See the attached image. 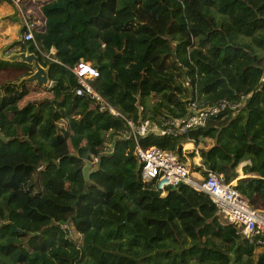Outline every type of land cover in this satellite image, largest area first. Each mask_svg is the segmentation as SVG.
Returning a JSON list of instances; mask_svg holds the SVG:
<instances>
[{"label":"trees","instance_id":"16d2710c","mask_svg":"<svg viewBox=\"0 0 264 264\" xmlns=\"http://www.w3.org/2000/svg\"><path fill=\"white\" fill-rule=\"evenodd\" d=\"M39 12L33 36L55 60L29 40L13 48L35 52L49 84L17 82L32 66L0 59L15 76L0 83V264H264V235L249 241L222 222L206 193L179 182L161 194L140 178L128 126L107 106L160 126L237 102L137 142L184 160L191 140L200 164L264 209V137L248 132L264 128V0H43ZM79 60L97 68L86 81L107 104L74 92ZM230 126L242 148L220 140Z\"/></svg>","mask_w":264,"mask_h":264},{"label":"built area","instance_id":"2783aa9c","mask_svg":"<svg viewBox=\"0 0 264 264\" xmlns=\"http://www.w3.org/2000/svg\"><path fill=\"white\" fill-rule=\"evenodd\" d=\"M10 1L19 14L21 41H31L43 58L55 60L51 55V50L46 52L41 49L33 36L35 28L41 26L42 19H31L23 8L21 0ZM71 70L80 84V87L74 90L76 94L83 92L94 97L101 104H107L105 99L94 91L86 81L88 78L97 76L96 67L88 61L79 60ZM236 105H238L237 102L222 99L211 105L192 107V110L184 118L164 119L160 122V126L152 122L139 126L113 106L107 104L109 110L120 115L128 126L120 133L121 136H130L133 140L132 150L139 162V175L142 180L152 183L161 194L166 191L167 187L174 186L179 182L203 191L213 201L215 214L221 217L224 222L235 225L243 237L252 241L255 239L254 237L264 235V209L249 204L234 187V179L225 180L222 174L215 173L200 164L197 150L191 140L184 141L181 147L183 155L193 153L190 156L192 157L191 163L180 160L175 154L154 145L141 147L137 142L138 135L146 131H158L171 135L185 133L190 128L202 126L209 116L216 115L225 106L233 108ZM142 127L145 129L143 130ZM91 160L95 161L96 158L92 157ZM194 165L197 168H194Z\"/></svg>","mask_w":264,"mask_h":264},{"label":"rangeland","instance_id":"374dc122","mask_svg":"<svg viewBox=\"0 0 264 264\" xmlns=\"http://www.w3.org/2000/svg\"><path fill=\"white\" fill-rule=\"evenodd\" d=\"M22 1V5H23V8L26 10V12H27V14L30 16V18L31 19H37L38 20V18L40 17V12H39V4L43 1V0H21ZM7 2V1H6ZM9 5H10V7H12V16L14 17V19H13V21H14V23H16V24H14L13 26H12V33H14L15 34V36H16V32H15V30H17L16 28H18V26H20V19H19V14H18V11H17V9H16V7L11 3H9ZM110 16V15H109ZM17 19L19 20V24L17 23ZM119 20H121V18L120 17H117V16H114V15H112L111 17H110V21H111V23H112V25H114L117 21H119ZM8 21H10V20H8ZM7 21V23H10V22H8ZM13 22H11V24H12ZM1 26V25H0ZM16 27V28H15ZM10 33V32H9ZM13 35V34H12ZM1 37H3V34H1L0 35ZM2 40H0V41H2L1 42V44L2 43H4V41H5V39L4 38H1ZM16 76H17V74H16ZM13 77H15L14 76V73H11V72H6V71H2V72H0V83L2 82V81H5V79H9V78H13ZM27 81H31V82H34L33 80H27ZM36 93H38V92H36ZM34 96V95H33ZM152 123H155V122H153V120L151 121ZM254 126L252 127V128H250V129H248V132L250 133V132H252V131H254L255 129L256 130H258V132H259V135L261 136V137H264V128L261 126V123H259L258 121H254ZM156 124V123H155ZM244 139H246V136H243V140ZM220 140L221 141H223V142H225V144H226V146H227V148L228 149H231L234 145H236V146H239V147H241L242 148V146H241V142L243 141H239V136H238V134L236 133V126H230V127H228V133L226 134L225 132H223V131H221L220 132ZM243 155H242V157L240 158V162L238 163V165H241V164H243L244 162H247L248 160L244 157V153H242ZM184 156V161L185 162H189V163H191L190 161L192 160V157H190L188 154H186V155H183ZM91 164H93V163H91ZM91 167V165H90V162L89 161H87V163L85 164V167H84V170H85V172H86V170L88 169V168H90ZM237 170H238V175L239 176H243V175H248V174H255L254 172H248V173H242V170H240L239 169V167L237 168ZM234 182H235V179L233 180ZM219 219L222 221V222H224L222 219H221V217H219ZM71 233L72 234H74V236H76V235H78L74 230H72L71 231ZM78 238H79V240L80 239H82V236L81 235H78L77 236Z\"/></svg>","mask_w":264,"mask_h":264},{"label":"water","instance_id":"95a60500","mask_svg":"<svg viewBox=\"0 0 264 264\" xmlns=\"http://www.w3.org/2000/svg\"><path fill=\"white\" fill-rule=\"evenodd\" d=\"M20 41L21 26H18L16 31V37L0 46V59L7 61L16 60L20 62H25L32 66V71L27 75L20 76L17 82L23 79L33 80L41 86H47L49 84V79L47 76L48 66L42 65L39 61L37 54L33 51H30L27 46L23 49L16 48V50H14V44L20 43Z\"/></svg>","mask_w":264,"mask_h":264},{"label":"crops","instance_id":"0c3cea01","mask_svg":"<svg viewBox=\"0 0 264 264\" xmlns=\"http://www.w3.org/2000/svg\"><path fill=\"white\" fill-rule=\"evenodd\" d=\"M9 3L10 2H6V1H3V2L0 3V25H1L0 26V35L3 34V37L0 36V40H2L1 38H4L5 39L4 43H6L9 40H11V39L16 37L15 34L12 33L13 32L12 31V26L14 24H16V23H14V21H13L14 17L11 14L12 13V7H10ZM39 19H41V17H39ZM8 20H10L13 23L11 24V22L8 21ZM7 21L10 22V23H7ZM17 23L19 24L18 20H17ZM16 31L17 30H15V32ZM2 41H0V46L2 44H4V43L1 44ZM16 48L17 47H14L13 49L16 50Z\"/></svg>","mask_w":264,"mask_h":264}]
</instances>
